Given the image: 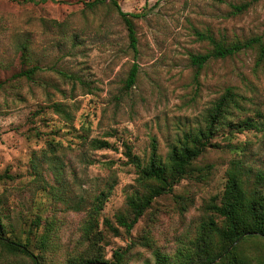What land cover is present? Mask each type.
<instances>
[{
    "label": "rangeland",
    "instance_id": "obj_1",
    "mask_svg": "<svg viewBox=\"0 0 264 264\" xmlns=\"http://www.w3.org/2000/svg\"><path fill=\"white\" fill-rule=\"evenodd\" d=\"M22 1L0 0V81H6L0 88V174L14 175L0 181V195L6 197L0 210L10 220L22 212L23 229L36 213L56 220L57 246L47 264H66L67 257L78 253L85 212L64 211L34 182L29 158L46 141L59 140L75 149L70 159H62L72 195L88 202L111 188L99 225L103 228L107 217L119 235L106 230L107 259L146 226L163 251L174 252L177 238L198 222L201 206L222 191L225 171L237 157L235 150L264 168V132L244 129L228 135L224 127L212 139L216 145L196 159L200 171L182 179L172 193L156 197L129 234L116 222L115 215L126 210V196L139 189L122 141L144 158L155 137L164 155L167 144L200 123L204 110L227 86L245 97L240 118L264 114V66L256 64L254 49L210 59L198 74L189 60L190 53L205 52L198 32L227 41L263 35L264 0H117L123 11L142 14L133 19L136 53L125 24L109 4L89 9L84 2L92 0ZM239 5L245 8L237 12L234 7ZM26 39L33 61L22 64L17 46ZM34 63L41 69L34 80L13 79L14 73ZM133 63L138 65L137 79L125 91L124 80ZM55 102L66 105L71 121L50 108ZM80 136L107 139L114 148L79 149ZM79 150L92 159H77ZM18 228L23 241L25 233ZM140 253L150 257L148 250ZM26 261L22 255L0 252V264Z\"/></svg>",
    "mask_w": 264,
    "mask_h": 264
},
{
    "label": "trees",
    "instance_id": "obj_2",
    "mask_svg": "<svg viewBox=\"0 0 264 264\" xmlns=\"http://www.w3.org/2000/svg\"><path fill=\"white\" fill-rule=\"evenodd\" d=\"M27 1L37 2H22ZM106 1L92 0L84 2V5L93 9L98 5L109 4L110 9L125 24L129 45L136 53L137 36L133 19L141 17L142 14L123 11L117 0H108L105 3ZM234 8L240 12L245 5ZM197 36L205 42L206 48L205 52L189 55L195 74L210 59H223L245 49H254L256 64L264 66V34L232 41L217 38L208 31L198 32ZM17 50L22 64L32 63L29 39L20 42ZM40 70L38 64L34 63L22 67L12 77L16 81H32ZM137 72L138 65L133 63L124 80L125 91L135 84ZM5 85L6 81H0V88ZM244 100L245 97L234 86L225 87L204 110L200 123L177 135L167 144L164 155L159 152L155 137L150 139L149 152L144 158L133 151L130 143L122 141L126 163L134 167L137 174L135 181L139 186V189L126 196L125 212L115 215L116 222L123 227L124 233H130L138 219L151 208L156 197L172 193L174 186L182 179L200 171L195 161L207 148L216 145L212 139L221 129L228 128V135H232L233 130L244 129L264 132L263 113L259 112L255 118L238 116L245 111ZM49 106L66 121H71L72 117L66 105L55 102ZM80 140L79 149L85 145L94 150L114 148V144L104 138L80 136ZM74 151L71 146L51 139L43 147L33 150L29 158L34 182L51 196L54 203L62 204L64 211L85 212L80 229L82 242L79 244L82 247L76 255L66 258V264H264V168L251 164L242 150H235L237 157L229 162L222 191L201 206L202 214L198 222L192 230L177 238L179 244L174 252L163 251L146 226L126 246L115 249L111 259L105 258L103 249L107 242L106 230L114 235H119V230L107 217L102 220L104 227L100 228L99 225V217L111 188L95 194L88 202L81 195H72L70 184L63 177L66 167L62 159H70L69 155ZM78 152L77 159H92L86 157L84 152ZM49 176L53 177L52 180ZM12 179L14 175L7 171L0 174V181ZM4 200L6 197L0 195V207ZM10 218V215L3 214L0 210V252L4 255L26 257L24 264L52 263L50 255L57 246L56 220L49 215L41 216L36 213L31 218L28 229H23L20 227L22 212L17 213L11 220ZM16 227L25 233L23 241L16 233ZM41 227L43 228L39 233ZM233 243L235 244L232 245ZM139 248L150 251V257H141ZM218 257L220 258L215 261Z\"/></svg>",
    "mask_w": 264,
    "mask_h": 264
},
{
    "label": "water",
    "instance_id": "obj_3",
    "mask_svg": "<svg viewBox=\"0 0 264 264\" xmlns=\"http://www.w3.org/2000/svg\"><path fill=\"white\" fill-rule=\"evenodd\" d=\"M235 243H233L232 245H234ZM220 257H218L215 261H217Z\"/></svg>",
    "mask_w": 264,
    "mask_h": 264
}]
</instances>
